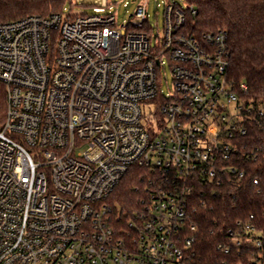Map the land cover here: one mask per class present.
<instances>
[{
  "label": "built area",
  "instance_id": "1",
  "mask_svg": "<svg viewBox=\"0 0 264 264\" xmlns=\"http://www.w3.org/2000/svg\"><path fill=\"white\" fill-rule=\"evenodd\" d=\"M148 2L122 24L103 7L0 22V264H196L194 215L245 175L227 162L254 106L228 77L227 31H188L196 10L171 2L155 33ZM134 167L140 208L115 212ZM226 237L223 264H264L261 230L240 221Z\"/></svg>",
  "mask_w": 264,
  "mask_h": 264
},
{
  "label": "trees",
  "instance_id": "2",
  "mask_svg": "<svg viewBox=\"0 0 264 264\" xmlns=\"http://www.w3.org/2000/svg\"><path fill=\"white\" fill-rule=\"evenodd\" d=\"M67 0H0V22L16 20L31 14L48 16L64 11ZM188 31L225 30L230 46L228 77L246 82L242 98L254 106L245 121L246 133L233 139V152L227 162L245 175L234 174L213 186L216 195L206 194V204L194 215L198 222L197 239L193 245L196 264H223L228 259L219 243L226 241L229 229L239 222L250 224L264 233V0H186ZM7 106L6 86L0 80V126L4 123ZM134 167L123 177L110 196L115 212L132 215L140 208L144 174ZM255 179L258 180L255 183ZM210 190H208L209 192Z\"/></svg>",
  "mask_w": 264,
  "mask_h": 264
},
{
  "label": "rangeland",
  "instance_id": "3",
  "mask_svg": "<svg viewBox=\"0 0 264 264\" xmlns=\"http://www.w3.org/2000/svg\"><path fill=\"white\" fill-rule=\"evenodd\" d=\"M140 0H67L64 11L74 13L93 14L96 7H103L105 13L114 14L119 24L126 23L132 19L133 14ZM174 2L180 5H186V0H149L147 10L149 14V23L155 26L154 32L159 30L161 33L165 24V9L167 4ZM158 27V29L156 28ZM162 78V88L168 92V86L173 84L172 65L169 61L165 62L163 68H160Z\"/></svg>",
  "mask_w": 264,
  "mask_h": 264
}]
</instances>
